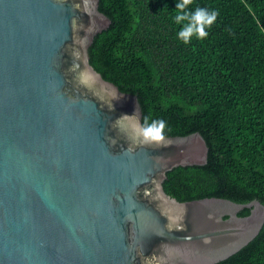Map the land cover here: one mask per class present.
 Listing matches in <instances>:
<instances>
[{
    "label": "water",
    "instance_id": "1",
    "mask_svg": "<svg viewBox=\"0 0 264 264\" xmlns=\"http://www.w3.org/2000/svg\"><path fill=\"white\" fill-rule=\"evenodd\" d=\"M98 1L0 0V264L223 260L259 232L264 205L164 191L207 144L197 130L137 135V96L89 63L110 23Z\"/></svg>",
    "mask_w": 264,
    "mask_h": 264
},
{
    "label": "trees",
    "instance_id": "2",
    "mask_svg": "<svg viewBox=\"0 0 264 264\" xmlns=\"http://www.w3.org/2000/svg\"><path fill=\"white\" fill-rule=\"evenodd\" d=\"M178 0H99L110 19L88 48L89 63L137 96L141 122L163 120V135L196 131L200 165L166 172L179 201L213 196L264 205V0H194L219 13L203 40L185 44L174 22ZM248 207L238 215L249 213ZM213 264H264V223L238 251Z\"/></svg>",
    "mask_w": 264,
    "mask_h": 264
},
{
    "label": "clouds",
    "instance_id": "3",
    "mask_svg": "<svg viewBox=\"0 0 264 264\" xmlns=\"http://www.w3.org/2000/svg\"><path fill=\"white\" fill-rule=\"evenodd\" d=\"M194 0H178L174 22L181 25L178 32V38L185 44H189L193 37L203 40L208 36L207 28L215 23L219 13L217 11H209L207 8L196 7L194 10L190 8ZM165 122L163 120L153 121L151 124L145 120V126H137L136 133L142 136L144 142H160L164 140Z\"/></svg>",
    "mask_w": 264,
    "mask_h": 264
}]
</instances>
